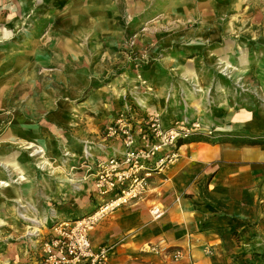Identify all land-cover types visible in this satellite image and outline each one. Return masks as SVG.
Masks as SVG:
<instances>
[{"label": "rangeland", "instance_id": "1", "mask_svg": "<svg viewBox=\"0 0 264 264\" xmlns=\"http://www.w3.org/2000/svg\"><path fill=\"white\" fill-rule=\"evenodd\" d=\"M204 18L222 26L221 37L178 32L181 20L191 22L183 29L198 30ZM63 40L79 46V57L62 55ZM0 48H37V81L53 87L60 114L45 146L19 137L30 126L15 131L11 110L3 112L0 179L8 185L0 187V264H42L40 245L54 224L93 212L84 151L95 154L100 137L89 136L102 137L125 103L139 109L142 100L156 102L161 107L153 112L169 113L171 126L200 123L192 132L202 139L264 130V0H0ZM97 94L104 96L100 106L83 107ZM44 117L31 121L40 125ZM67 137L79 147L59 150ZM28 143L42 146L43 157ZM18 163L41 174L31 179ZM245 231L237 228L234 237L243 241Z\"/></svg>", "mask_w": 264, "mask_h": 264}, {"label": "crops", "instance_id": "2", "mask_svg": "<svg viewBox=\"0 0 264 264\" xmlns=\"http://www.w3.org/2000/svg\"><path fill=\"white\" fill-rule=\"evenodd\" d=\"M178 25L181 27L178 32L207 39H217L223 33L222 26L210 18H204L198 30L183 29L191 25L188 20H181ZM60 44L57 47L60 45L64 57H79V46L76 48L69 40ZM36 56L37 48L24 53H8L0 48V123L3 114L11 110L15 131L25 124L33 131L23 134L18 130L19 137L31 136L37 139L33 142L48 146L57 128L52 123L60 115L54 111L58 97H54L53 87L37 81L40 68ZM99 95L81 104L85 108L98 107L104 102V96ZM142 102L144 105H139V109L145 113H154L161 107L151 100ZM178 112L175 110L173 114ZM44 113L40 125L31 121ZM161 118L164 126L172 125L169 113ZM42 122L44 127H41ZM89 137H100V142H96L99 147L92 146L99 157L122 150L120 141H104L101 135ZM192 137L194 140L178 147V156L171 164L153 172L148 187L150 193L136 203L101 217L95 224L90 233L91 242L93 246H109V264H188L189 260L195 264H241V259L264 264V130L231 129L217 133L213 140L202 139L197 134ZM60 143L61 151L79 147L71 144L68 137ZM18 167L31 179L41 174H35L33 167L27 168L23 163H18ZM93 176L90 172L85 179L90 178L94 211L100 199L94 196ZM0 178L5 176L0 174ZM27 196L40 197L33 192ZM16 197L24 196L17 194ZM152 209L159 211L157 217ZM234 219L241 222L238 230L247 229L243 241L231 234L234 224L230 220ZM158 239L183 249L187 256L173 261L144 249L145 244Z\"/></svg>", "mask_w": 264, "mask_h": 264}, {"label": "built area", "instance_id": "3", "mask_svg": "<svg viewBox=\"0 0 264 264\" xmlns=\"http://www.w3.org/2000/svg\"><path fill=\"white\" fill-rule=\"evenodd\" d=\"M200 127L193 121L166 127L158 113H145L125 103L104 127V141H120L122 150L107 157L86 153L85 166L94 175L93 192L100 202L94 211L70 222H58L40 245L42 264H109V246H93L90 233L98 220L120 207L136 203L147 192L153 172L162 170L178 156V139ZM155 217L159 211L152 209ZM144 249L173 261L186 255L183 249L162 239ZM187 256V255H186ZM188 264H195L191 260Z\"/></svg>", "mask_w": 264, "mask_h": 264}, {"label": "bare ground", "instance_id": "4", "mask_svg": "<svg viewBox=\"0 0 264 264\" xmlns=\"http://www.w3.org/2000/svg\"><path fill=\"white\" fill-rule=\"evenodd\" d=\"M227 67L228 66H225V69H227ZM228 70V69H227ZM26 148H32L33 150H32V154L34 155V154H41V157H43V152H44V150H43V147L42 146H36L34 143H28V145H27V147ZM46 161L47 160H42V161H40L39 162V166H40V168H43L45 165H46ZM7 167H8V165H7ZM18 178H21V179H23V176L22 175H20ZM4 185H8L7 184V181L6 180H3V179H0V187H2V186H4ZM82 186H80V188H81ZM77 188V187H76ZM78 188H79V186H78ZM31 219V218H30ZM36 224L38 223L36 220H34V219H32Z\"/></svg>", "mask_w": 264, "mask_h": 264}, {"label": "trees", "instance_id": "5", "mask_svg": "<svg viewBox=\"0 0 264 264\" xmlns=\"http://www.w3.org/2000/svg\"><path fill=\"white\" fill-rule=\"evenodd\" d=\"M192 135H194V134H191V135H189L187 138H185V139H178V141H177V143H178V145L180 146L181 144H183V143H185V142H188V141H191V140H194V139H192V138H195V137H192ZM189 138V139H188ZM230 223H232V224H234V227H232L231 228V234L233 235V236H237V234H236V230H237V228L239 227V226H241V222H239L238 220H230ZM242 263L243 264H249L247 261H245V260H242Z\"/></svg>", "mask_w": 264, "mask_h": 264}]
</instances>
